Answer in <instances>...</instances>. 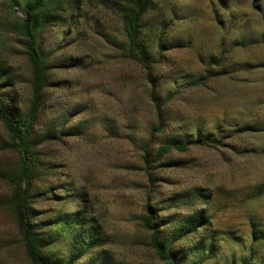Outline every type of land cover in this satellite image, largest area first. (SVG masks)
Here are the masks:
<instances>
[{"label": "rangeland", "instance_id": "1", "mask_svg": "<svg viewBox=\"0 0 264 264\" xmlns=\"http://www.w3.org/2000/svg\"><path fill=\"white\" fill-rule=\"evenodd\" d=\"M77 1L50 4L62 9L39 30L52 68L35 129L52 138L39 147L49 164L33 204L43 228L82 211L100 243L85 250L66 229L56 255L70 264H162L143 228L150 203L167 232L205 215L177 243L187 248L184 264H240L252 247L257 261L264 255V239L252 233L254 224L264 233V0H154L137 56L125 29L132 0ZM26 2L0 0V89L19 113L32 97L21 34ZM205 74V83L191 85ZM167 97L161 121L154 98ZM173 141L188 149L148 167L146 154L154 160ZM16 162L0 123V196L3 171ZM0 264H29L3 206Z\"/></svg>", "mask_w": 264, "mask_h": 264}, {"label": "trees", "instance_id": "2", "mask_svg": "<svg viewBox=\"0 0 264 264\" xmlns=\"http://www.w3.org/2000/svg\"><path fill=\"white\" fill-rule=\"evenodd\" d=\"M77 0H27L23 8L24 17L21 25V34L24 37L25 57L31 71V100L26 112L19 113L6 102V97L0 89V123L2 124L9 147L16 152L17 162L13 167L3 171L2 179L7 185V192L0 196V206L7 207L14 218L18 231L20 243L24 250L29 264H70L73 258L68 261L56 255L52 249L53 244L66 235V229L76 230L74 237L76 244H80L85 250L89 246L98 245V226L94 221L86 218L82 211L62 213L57 218L48 222L46 228L43 223L36 222L37 209L34 207V198L44 193L38 190V179L42 168L48 161H43L39 147L52 138L49 131L45 135H39L35 127L39 122L42 112L45 109V90L51 84V68L49 57L42 54L39 47V30L51 25L58 16L53 14L54 9L47 8L50 4L73 3ZM154 0H132L133 8L129 9L126 16L125 29L129 43V51L137 56L142 51L140 39L142 33V18L150 9ZM256 2V0H254ZM205 74L194 80L191 85H201L209 78ZM1 88V86H0ZM162 121V109L169 101V98L160 101L154 98ZM188 144L173 141L163 145L151 160L150 153L146 154L145 160L148 167L152 162L159 160L171 150L185 151ZM166 221L159 219V209L153 204L146 205V214L143 218V228L150 233L148 245L155 254V257L162 264H184L187 259V248L179 247L177 243L188 236L189 233L197 231L198 227L206 223L205 215L200 213L195 216L194 221H184L172 232L162 228ZM199 225V226H198ZM57 226L58 228H54ZM252 227L253 240L262 237L264 233L258 232ZM88 233V234H87ZM253 247L250 249V256H245L240 264H264V255L253 261ZM81 254L76 256L77 259Z\"/></svg>", "mask_w": 264, "mask_h": 264}]
</instances>
